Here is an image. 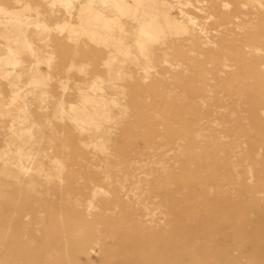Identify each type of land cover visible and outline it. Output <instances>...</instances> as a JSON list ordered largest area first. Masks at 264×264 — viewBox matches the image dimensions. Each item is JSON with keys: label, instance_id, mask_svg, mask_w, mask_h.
Masks as SVG:
<instances>
[{"label": "rangeland", "instance_id": "1", "mask_svg": "<svg viewBox=\"0 0 264 264\" xmlns=\"http://www.w3.org/2000/svg\"><path fill=\"white\" fill-rule=\"evenodd\" d=\"M117 263L264 264V0H0V264Z\"/></svg>", "mask_w": 264, "mask_h": 264}, {"label": "bare ground", "instance_id": "2", "mask_svg": "<svg viewBox=\"0 0 264 264\" xmlns=\"http://www.w3.org/2000/svg\"><path fill=\"white\" fill-rule=\"evenodd\" d=\"M99 17H100V19H101V17H103L101 15V13H100ZM99 17H96V18L98 19ZM101 20H103V18ZM109 22H111V21H109ZM141 28L147 32L148 28H146L145 26H142ZM31 81H33V78H32ZM94 193L96 194V192H94ZM107 234H108V232H107ZM109 234L113 238L112 242L117 247L116 253L113 256H111V258H124V257H126V249L127 250L134 249L138 253V257H139V255L144 256V257H145V255H147V256H156L158 259H161L159 256L165 257L166 254L169 253V250H171L173 247H175L174 242L172 241V237H169V236L168 237H156V238H154V240L147 239L146 242L143 243V242L139 241L141 238H140V233L138 231L135 232V233H133V232L132 233H127L126 229H120V230H115L113 232H110ZM218 234H219V236H224L225 238L229 237L228 236L229 233L225 234L223 231H220V230H219ZM189 235H196V234L192 233V234H189ZM31 239H33V238H31ZM34 241H36V240H34ZM86 244H88V243L85 242L84 245H86ZM99 247L101 248V249H99V252H102V254H106L108 252L107 243H103V245H100ZM151 247H153V249ZM147 249L150 250V251L146 252V251H148ZM36 250H38V249H36ZM73 252H75V251H73ZM63 253H64V255L67 254L68 250H64ZM45 254L48 255L49 257H50V255H52V253H50L49 250L46 251Z\"/></svg>", "mask_w": 264, "mask_h": 264}]
</instances>
